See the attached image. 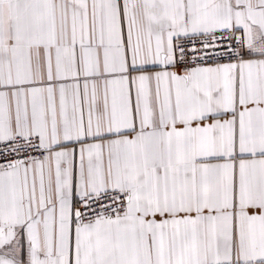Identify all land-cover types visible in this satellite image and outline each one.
Instances as JSON below:
<instances>
[{"label":"snow or ice","instance_id":"obj_1","mask_svg":"<svg viewBox=\"0 0 264 264\" xmlns=\"http://www.w3.org/2000/svg\"><path fill=\"white\" fill-rule=\"evenodd\" d=\"M0 264H264V0H0Z\"/></svg>","mask_w":264,"mask_h":264}]
</instances>
